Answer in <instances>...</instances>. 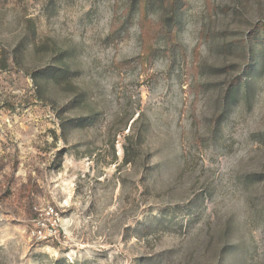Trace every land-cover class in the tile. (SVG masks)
<instances>
[{
	"label": "rangeland",
	"instance_id": "rangeland-1",
	"mask_svg": "<svg viewBox=\"0 0 264 264\" xmlns=\"http://www.w3.org/2000/svg\"><path fill=\"white\" fill-rule=\"evenodd\" d=\"M170 5L0 0V264H264V0Z\"/></svg>",
	"mask_w": 264,
	"mask_h": 264
},
{
	"label": "trees",
	"instance_id": "trees-1",
	"mask_svg": "<svg viewBox=\"0 0 264 264\" xmlns=\"http://www.w3.org/2000/svg\"><path fill=\"white\" fill-rule=\"evenodd\" d=\"M181 0H171V5L170 8L172 10L171 15H169V18L167 19V23L161 24L159 29L164 30V28L167 27H173L174 25L177 24V15H176V11L178 9L179 6V2ZM264 56V52L261 53H257L255 56V59ZM253 69V65L249 68V70ZM241 83L240 81L237 80H233L231 83H229L225 89V97H226V101L229 104H231V102H233L235 100V98L238 96V94L241 92ZM216 120L219 121V117H216Z\"/></svg>",
	"mask_w": 264,
	"mask_h": 264
},
{
	"label": "built area",
	"instance_id": "built-area-1",
	"mask_svg": "<svg viewBox=\"0 0 264 264\" xmlns=\"http://www.w3.org/2000/svg\"><path fill=\"white\" fill-rule=\"evenodd\" d=\"M46 227H47V229H44V230L40 229V227L37 228L39 238L40 237H45V238L54 237L53 236V227H50V225H47Z\"/></svg>",
	"mask_w": 264,
	"mask_h": 264
}]
</instances>
